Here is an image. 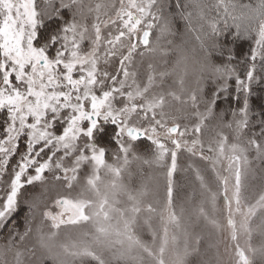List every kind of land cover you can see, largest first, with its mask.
Instances as JSON below:
<instances>
[{"label": "snow or ice", "instance_id": "6c2138e0", "mask_svg": "<svg viewBox=\"0 0 264 264\" xmlns=\"http://www.w3.org/2000/svg\"><path fill=\"white\" fill-rule=\"evenodd\" d=\"M177 17L199 52L161 45ZM228 34L250 42L244 78L231 48L212 59ZM233 78L242 106L217 112ZM261 80L264 0H0V264H190L201 221L227 232L228 264H264V118L249 103ZM103 125L115 147L97 143Z\"/></svg>", "mask_w": 264, "mask_h": 264}, {"label": "trees", "instance_id": "16d2710c", "mask_svg": "<svg viewBox=\"0 0 264 264\" xmlns=\"http://www.w3.org/2000/svg\"><path fill=\"white\" fill-rule=\"evenodd\" d=\"M243 3H248L249 0H242ZM173 3H174V0H173ZM171 12L175 13L176 9L173 7L172 9H170ZM177 19H179L177 17ZM180 20V19H179ZM182 27V28H177V27ZM180 26L177 24V22H175V27H176V30L177 31H180L179 34H177L179 37L176 38L177 42H179L180 40H183L184 38H186V40H188V43L190 44V46H194L193 48H196L197 49V52H199V49H198V42L195 40V35L194 33H190V32H186L185 31V26H184V22L182 21V24H180ZM50 30V29H48ZM184 31V32H183ZM178 33V32H177ZM165 38V37H164ZM181 38V39H180ZM168 40H172V38H167L165 40V42H167ZM162 44H165L164 42ZM221 44L224 46L221 51L224 52V56H221V55H217V54H213L212 56V59L214 62L220 64L222 62H224V59L225 57L227 56V49L228 48H231L232 49V54L235 56V60L232 61V63L234 65H237L238 66V69H239V74L241 76V78H244V65H241L239 62L244 59L245 56H247L249 54V47H250V42L249 41H245V40H236L235 42H233L232 38H231V35L228 34V35H225L222 40H221ZM174 45V41H173V44ZM172 45H169L166 43V47H171ZM257 74L260 75V69L258 68L257 69ZM229 83V89H228V95L229 97H227L226 99L224 98V96H222V100H224V102H226L227 100V107H226V104L225 106L223 107V109L221 111H226V112H230V110L232 109H236L234 108V106L238 105L240 103V101H238L236 99V84H235V79H231L228 81ZM211 90V89H210ZM234 93L236 94L235 96V99H233V96H234ZM221 99H219L217 101V105L220 104V102L222 101ZM236 100V101H235ZM249 103H250V108H251V111L253 113V116H252V119L254 122L256 121H259L261 118H264V117H261L260 115H258L260 112L259 110L264 108V80H261L259 83H253L252 86H251V94L249 96ZM4 118V114L3 113H0V121H2ZM230 115H226L225 119H230ZM256 131L259 130V125L257 123L256 125V128L254 129ZM101 131H98L97 132V139H100V133ZM108 129L106 131H103V136L105 137L104 141L102 143H99V144H102V145H111L112 147H115L114 144H112V142H109V139H108ZM139 145H142L141 147L143 148H140V153L146 157H150V153L152 152V146L150 145V143L147 141V140H141L138 142ZM144 170L145 171V175H147L150 170L148 167H145L143 166ZM157 171V169L155 170ZM137 174V172H136ZM184 176L187 174L183 173ZM190 174V172H189ZM192 175V174H191ZM190 179V178H189ZM134 180H136V178H134ZM187 180V178L185 179ZM181 182H183L184 180H180ZM135 182V181H133ZM191 183L193 184V181H191ZM193 188H195V185L192 186ZM39 186L35 187V188H32L30 189L29 191L33 194H38V189ZM192 190V188H191ZM185 190H181V194H183ZM27 206L26 205H23L21 204L18 212L15 214V219H16V224L18 225H22L24 222H25V213H26V210L25 209ZM23 227L24 226H19L20 230L22 231L23 230ZM4 234H6V232H4ZM148 235L146 236V240H148ZM1 239V237H0ZM2 242V239L0 240Z\"/></svg>", "mask_w": 264, "mask_h": 264}, {"label": "rangeland", "instance_id": "374dc122", "mask_svg": "<svg viewBox=\"0 0 264 264\" xmlns=\"http://www.w3.org/2000/svg\"><path fill=\"white\" fill-rule=\"evenodd\" d=\"M175 22H177V24L179 26H180V24H182V21L179 20V19H177V18H176V21ZM54 27H55V25H52V27L49 28L50 29L49 31L53 30ZM177 28H182V27L180 26V27H177ZM175 31H176V33L178 32L177 34H179L180 31H181V29H180V31H177L176 30V27H175ZM177 34L175 36H167L165 38H162L161 45L163 47H166V43L167 42H165V40L167 38H172L173 41H174V45L175 44H179V43H181L183 41H187V47L189 49H192L194 47V46L193 47L190 46V44L188 43V40H186V38H184L183 40H180L179 42H177L176 38L179 37ZM153 35L154 36L156 35L155 30H154V34ZM163 42L165 44H162ZM174 45H172L171 47H168V46L167 47L171 49ZM213 88H214V85H212L209 82V84L207 85L205 91L207 93H210ZM222 96H223V94L220 97L221 100L223 98ZM235 96H236V94L234 93L233 99H235ZM227 97H229V95ZM225 104H226V107H227V105H228L227 100H226V102H224V100H222L220 102V104H218L216 106V111L217 112H220L223 109V107L225 106ZM241 106H242V99L240 100V103L238 105L234 106V108L238 109ZM259 112L260 113L264 112V108L260 109ZM107 129H108V133H109L108 134L109 135L108 136L109 142H112V140L110 139L111 134H112V126L111 125H103V131H106ZM103 131H101L99 133L100 139H97V143L98 144L99 143H102L103 140L105 139V137L103 136ZM104 141H106V140H104ZM141 146L142 145H139V151H140V148H143ZM151 155H152V152L150 153V156ZM108 159H109V161H111L110 155L108 156ZM186 162H187L186 158H182L181 159V164H186ZM197 164H202V162L197 161ZM145 167H147V166H145ZM132 170H133L134 173L137 172L135 165L133 166V169ZM149 170H150V172L153 171L152 169H149ZM160 171H162V170L157 169L156 172H160ZM144 173H145V171H144ZM134 178H136V180H134ZM134 178H133V181H135V182H133V186H138V184L140 182V177H139V173L138 172H137V174H136V176ZM186 178H187V180H185ZM176 179L178 180L176 203H177V205H179L180 203H182V202L185 201L186 196L191 191V188L193 189L192 186L195 185V183H194V180H193V177H192L191 173L190 174L187 173L185 176H184L183 173H180V174L177 175ZM181 179L184 180V181L181 182L180 181ZM191 181H193V184L191 183ZM195 187H196V185H195ZM182 189L185 190L183 192V194H181V192H180ZM37 190H38V193H40V188H38ZM49 203H51V201H49ZM23 205H25V204H23ZM185 207H190V206L185 203ZM25 209H27L26 210V213L24 214L26 216L28 214V208L26 207ZM38 219H39V216H37V220ZM12 222L16 223L15 215L12 217ZM202 224H203V222L201 221V226L196 228V232L198 234H200L201 237H202L201 245H200V253L197 254V255H194V256H192L190 258V264H215V256H216L217 250L219 251L220 255L224 258L225 264H228L229 258L225 256V245L228 244V243H230V241L228 240L227 232H224V233H216L211 228H204V227H202ZM17 226L18 227L19 226H24V223L22 225H18L17 224ZM4 236H6V234L0 233V237L2 239V242L0 241V243H3L4 242V240H3V237ZM146 236H147V234L145 233V235L143 237L145 240H146ZM149 239H150V237H148V240ZM241 243L243 244V239L241 240ZM258 243H259V238L254 236V238H253V244H258Z\"/></svg>", "mask_w": 264, "mask_h": 264}]
</instances>
